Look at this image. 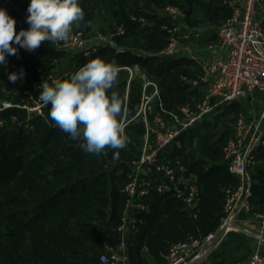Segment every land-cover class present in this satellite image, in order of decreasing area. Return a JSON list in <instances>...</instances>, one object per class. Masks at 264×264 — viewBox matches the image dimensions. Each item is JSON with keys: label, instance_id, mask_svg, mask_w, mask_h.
<instances>
[{"label": "trees", "instance_id": "1", "mask_svg": "<svg viewBox=\"0 0 264 264\" xmlns=\"http://www.w3.org/2000/svg\"><path fill=\"white\" fill-rule=\"evenodd\" d=\"M181 1L183 5L180 0H79L85 16L74 32L85 37L92 32L96 21L109 22L110 28L102 27L99 35L112 36L114 45H106L89 57L70 56L67 51L56 49L51 41H42L31 52L13 45L18 52L6 56L7 65L0 66V106L6 101L19 105L20 97L28 98L25 92L38 98L41 91L35 90L33 83L41 75H55L57 64L72 68V64L83 66L97 57L114 62L117 68L137 66L159 85L160 98L169 113L194 104V99H201L202 92L191 88L182 78L197 77L190 68L196 63L185 57L149 56L168 45L165 27L169 22L161 16V11L169 5L177 6L186 13L189 27H209L211 31L207 35H210L231 16L232 0H209L207 14L222 19L219 26L201 24L194 18L195 0ZM28 3L29 0H0V7L15 19L17 32L28 28ZM120 28L124 34H118ZM21 69L24 77L9 82L8 74L19 73ZM128 81L129 73L119 69L112 89L122 98L125 123L138 119L135 117L143 87L136 74L129 90ZM14 93L15 97L11 95ZM240 102L225 106L199 129L232 108L238 113ZM48 111L46 105L28 123L5 120L0 129V264H97L103 245L101 232L119 225L125 202L122 189L130 163L140 148L137 154L130 153L129 164L121 163L122 172L117 176L116 170L108 165L113 157L108 156V146L101 155L105 162L99 155L83 152L80 142L71 140L60 130ZM233 133L234 129H226L217 137L211 133L202 145L200 157L189 160L183 148L177 152L201 189L199 218L190 219L182 204L170 195L151 197L149 212L142 216L143 224L133 237L134 264L142 257V250L152 258L153 264H166L172 243L185 241L190 235L204 237L218 230L224 217L226 192L238 184L224 160V147ZM143 134L144 131H139V135ZM186 137L182 139L183 145ZM122 152L127 156V151ZM256 159L259 164L253 175L252 204L254 211L264 212V148ZM140 262L145 263L144 259Z\"/></svg>", "mask_w": 264, "mask_h": 264}, {"label": "built area", "instance_id": "2", "mask_svg": "<svg viewBox=\"0 0 264 264\" xmlns=\"http://www.w3.org/2000/svg\"><path fill=\"white\" fill-rule=\"evenodd\" d=\"M230 6L231 16L215 31L216 55L209 62H202L196 54L183 48L186 47L183 43L203 39L211 28L189 27L186 13L177 6L169 5L163 10L162 16L169 22L165 27L168 45L149 56L185 57L194 61L199 66L200 75L193 79L183 77L182 81L191 88L204 89L200 100L194 99V104L179 107L170 112L171 116L167 118L161 112L164 105L159 85L144 79L140 109L135 117H142L143 114L146 130L144 143L130 163L128 178L122 189L125 202L119 225L103 236L102 252L97 264H134L131 254L133 237L139 233L143 224L142 216L149 212L150 199L154 195H170L182 204L190 219L195 221L199 218L201 189L196 176L177 154L183 148L182 139L192 130L202 127L212 116L220 114L225 106L251 99L256 91L264 92V0H232ZM118 34H124L123 28L118 30ZM84 38L83 33L73 32L66 41H58L54 45L58 50L73 51L84 46ZM112 38L99 35L96 40L105 47L114 45ZM102 47L94 49L91 55ZM119 69L130 74L129 90L131 79L139 68ZM64 77L41 75L33 83V88L41 91L39 86L45 79L51 85L52 80ZM25 95L28 104L15 105L6 101L0 106V113L9 108H25L29 114L37 111L41 113L46 105L30 92ZM11 119L18 121L14 117ZM5 123L0 118V129ZM263 148L264 106L257 114L245 111L237 117L233 136L224 147V160L238 184L226 192L220 227L204 237L190 235L185 241L172 243L166 255V264H191L204 258L222 231L225 235L229 231L237 232L241 227L245 228L246 234L257 238L251 231L256 227L261 235L264 234V212L254 211L252 204L253 175L258 164L256 156ZM235 264H264L262 244L257 240L255 251Z\"/></svg>", "mask_w": 264, "mask_h": 264}, {"label": "clouds", "instance_id": "3", "mask_svg": "<svg viewBox=\"0 0 264 264\" xmlns=\"http://www.w3.org/2000/svg\"><path fill=\"white\" fill-rule=\"evenodd\" d=\"M27 29L16 31V21L0 7V66H6V56L16 54L18 45L27 51L38 48L42 41H65L72 26L84 20L79 0H29L26 9ZM25 73H9L15 83ZM118 77L114 62L94 58L72 72L67 79H48L39 88L38 100L49 106L48 116L69 138L79 141L83 152L102 155L105 146L114 150L127 144L124 134V110L121 96L113 89ZM111 90V91H110ZM114 160L119 151H114Z\"/></svg>", "mask_w": 264, "mask_h": 264}, {"label": "rangeland", "instance_id": "4", "mask_svg": "<svg viewBox=\"0 0 264 264\" xmlns=\"http://www.w3.org/2000/svg\"><path fill=\"white\" fill-rule=\"evenodd\" d=\"M209 0H195V15L194 18H198L201 21V24H205V25H213V26H219L221 25V20L222 19H216V18H211V16H209L207 14L206 11V7L208 5ZM180 4L183 5V2L180 0ZM163 10L161 11V16H162ZM96 25L94 26L92 32L89 33L88 36H85L84 38V46L79 48V49H74L72 50H67L68 53H70V56H84V57H89L91 55V52L94 51V49L98 48V47H102L103 43L99 40H96V38L99 36V34L101 33V28L104 27V29H109L110 25L109 22L106 23L105 21H96L95 23ZM80 26L79 23H76L72 26L71 31L74 32ZM109 26V27H108ZM207 38V41L202 39L200 41H189L186 43H183L186 47L183 46V48L189 49L190 52L194 53L197 55V57L202 61V62H206V61H210L213 60V58L215 57L216 53H215V34L212 33L210 35H206L205 36ZM71 58V57H70ZM57 61L56 59H53V62ZM67 63V62H66ZM65 63V64H66ZM73 67H69V66H65L64 63L62 64H57L56 68L54 69V73L56 75V77H64L63 79H67L69 77V75L76 71L80 66L77 64H72ZM193 67V66H192ZM190 67L191 69H196L195 67ZM129 73V72H128ZM135 74L137 75V77H139V79L143 82L144 79H148L146 73H141L140 70L139 71H135ZM142 74V76H141ZM198 75H200V73H198ZM196 78V77H195ZM129 80H130V74H129ZM147 81H151L154 82L153 80L148 79ZM129 82V81H128ZM151 89V87H149ZM26 94V92L24 93ZM12 96L15 97L16 93L11 94ZM20 96V94L18 95ZM196 97V96H195ZM20 101L18 102L19 105H25L28 104L29 100L25 99L24 97H20ZM264 103V92L263 91H256L255 94L252 96L251 101L249 99H245L242 100L240 102V106H239V112H234V108H232V110L230 112H227L219 117L213 118L211 119L208 123H206V125L201 128L198 129L192 133H189L186 137V140L184 141V145H183V154L190 160L193 159L194 157H200L202 156V145H204L205 140L210 136V134H215L216 137L221 135V133L226 130V129H231L233 131L234 126H235V121L236 118L241 114L244 113L245 111L248 112L249 114L251 113L252 115L257 114L260 112L261 107ZM16 105V104H15ZM154 105V102H153ZM154 107V106H153ZM140 109V108H139ZM159 111H161L160 109H158ZM248 110V111H247ZM163 116L170 118L171 113L169 114L167 111H165V109L163 108L162 111ZM173 112V111H172ZM39 112H30V114L28 115V119L26 123H28L32 117L35 114H38ZM143 117V114H142ZM142 117H139L135 122L134 121H130V122H124V134L127 137V144L126 147L123 149H119L121 152H119V159L114 160L112 157H110V160H108V165L109 167H111V169H115L116 170V175L120 176L121 175V170L120 168L122 167L121 163L124 161L125 163L129 164L130 161L128 160V158L131 156V154H137L138 153V149L142 147L143 143H144V139H145V135H146V130H145V126H144V122L142 120ZM17 119V118H16ZM18 120V119H17ZM144 131L143 135H139V131ZM231 134H229L230 136ZM227 136V137H229ZM132 144L131 146L129 145ZM114 151H118V150H114L112 148H108L107 153L108 156H113ZM122 151H127V156L122 152ZM99 157L101 158V160L103 162H105L104 158L99 155ZM258 157V154L257 156ZM259 164V162H258ZM257 164V165H258ZM109 228H106L104 231H102V234H106ZM241 231L244 232L243 228H239L238 232L241 233ZM256 236L257 238L252 237L251 235H247L248 238H251L254 243H257V240L260 244H262V248L264 249V234L261 235L258 232V228L253 227V229L251 230ZM234 232V231H232ZM230 233V231H229ZM228 234V233H227ZM225 234L223 236V238L227 235ZM222 238V239H223ZM249 251V249H248ZM141 255L142 257L139 258V262L138 259L136 261V264H142L140 262V260L144 259V264H153V260L152 258L145 252V251H141ZM245 256L247 255V252H245L244 254ZM196 261H193L191 264H195Z\"/></svg>", "mask_w": 264, "mask_h": 264}, {"label": "crops", "instance_id": "5", "mask_svg": "<svg viewBox=\"0 0 264 264\" xmlns=\"http://www.w3.org/2000/svg\"><path fill=\"white\" fill-rule=\"evenodd\" d=\"M203 39L207 41L206 37ZM193 67V69H191L192 72L198 76V73L201 72L199 66L193 64ZM203 89L204 87L200 88L201 91H203ZM251 99L249 100L251 101ZM263 106L264 103L262 107ZM255 249L256 243H254L251 238H248L243 231H241V233L238 231L230 232L218 244L214 245L210 252L204 258H202L198 264H235L239 260L251 255ZM245 252H247L246 256L244 255Z\"/></svg>", "mask_w": 264, "mask_h": 264}, {"label": "water", "instance_id": "6", "mask_svg": "<svg viewBox=\"0 0 264 264\" xmlns=\"http://www.w3.org/2000/svg\"><path fill=\"white\" fill-rule=\"evenodd\" d=\"M28 110L25 108H9L5 111L0 113V118L3 120L11 119L12 117L17 118L19 122L26 123L28 120ZM224 236V231H222L214 241L211 248H213L214 245L218 244ZM201 261V259L197 260L195 264H198Z\"/></svg>", "mask_w": 264, "mask_h": 264}]
</instances>
